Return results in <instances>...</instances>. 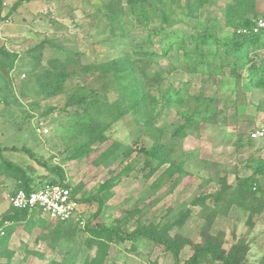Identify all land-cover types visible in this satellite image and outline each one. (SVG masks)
Wrapping results in <instances>:
<instances>
[{"label":"rangeland","instance_id":"1","mask_svg":"<svg viewBox=\"0 0 264 264\" xmlns=\"http://www.w3.org/2000/svg\"><path fill=\"white\" fill-rule=\"evenodd\" d=\"M256 1L262 11L264 0ZM230 2L209 0L194 18L176 16L177 38L207 30L219 39L231 36L235 30L225 25ZM153 11L159 13L145 4L131 9L126 0H0V223L15 213L10 197L21 187L2 157L28 172L33 168L36 182L60 179L43 164L61 168L82 201L85 220L84 226L59 225L33 216L9 224L0 264H84L98 252L88 232L96 226L125 234L165 232L179 245L180 264L208 236L227 250L240 246L245 263L264 264V176L255 175L264 140L251 139L264 127V94L218 68L211 40L201 46L215 64L197 73L183 69V51L175 48L142 63L132 48L146 38L140 13L152 17ZM127 56L157 103L147 100L145 111L132 109L116 121L101 115L96 127L89 124L93 108L80 98L96 93L105 103L122 90L90 67ZM42 68L59 75L57 87L40 89L35 76ZM168 96L172 102L162 99ZM157 144L163 145V164L151 173L145 151ZM13 148L29 149L34 158ZM250 176L257 179L252 193L239 192V183ZM94 197L104 201L99 214ZM107 243L105 264H177L171 251L146 237L111 236Z\"/></svg>","mask_w":264,"mask_h":264},{"label":"trees","instance_id":"2","mask_svg":"<svg viewBox=\"0 0 264 264\" xmlns=\"http://www.w3.org/2000/svg\"><path fill=\"white\" fill-rule=\"evenodd\" d=\"M121 1L122 0H119V3ZM151 1H153L154 4L150 3ZM208 1L209 0H185L184 4L183 0H126L127 5H129L131 9L145 4L155 7L159 12L156 13L153 11L152 17L147 16L143 12L140 13V15L143 16L141 17V22L143 23L142 31L146 33V38L133 46V55L139 56L142 63L144 61L151 64L158 61L160 57L168 56L175 48L176 50L183 51V54L179 57V61L183 69H185L187 73L192 74L197 73L202 65L211 66L215 64L207 61V59L211 57V54L209 51H202L203 49L201 46H208L211 40L216 44V48L218 49V53L216 54V57L219 59L218 68H227L231 77L243 80L245 89H254L264 94V31L258 34L238 33V31L242 29H251L254 20L264 18V9L262 11L259 10L256 0H232V2L227 5L225 25L235 30L231 36L219 39L214 34L210 35L207 30L206 33L191 32L187 36L177 38L180 31L173 28L177 22L175 17L182 14L188 18H194L197 16L200 8L208 3ZM157 3L161 6L158 7ZM249 15L252 17H248ZM219 27L218 25L217 28ZM159 36H163L164 39L158 40L157 38ZM187 39L191 40L192 43L190 45H188ZM164 42H166V44ZM163 43L165 46L162 45ZM122 66H126V68L121 70ZM92 67H95V70L101 71V78L110 80L114 86L122 90L119 91V98L114 100L113 98H108L105 103H99V97L96 93L90 96L85 95L80 98L82 105L88 106V109L89 106L93 108L92 112L89 111V113L95 115H89V118L92 119V122L89 124H94L96 127L98 122L95 123L94 120L101 115L109 116L113 121H116L124 118L132 109L135 113L145 111L147 110V100L154 105L157 103V97L146 91L142 79L138 76L135 71V66H133L128 56L125 59H113L104 63L94 64L90 68ZM42 69H44L43 72L35 76L40 89L44 92L50 90L53 86L57 87L60 83L59 75L51 73L45 68ZM162 99L165 102H172L170 96L163 97ZM184 128L185 127H181L175 134H180L184 131ZM162 147L163 145L157 144L152 146L150 150L145 151V155L149 158L146 162V167L151 168V173L156 172L163 164L161 162ZM12 150L23 151L34 158L32 151L29 149L23 148L18 150L13 148ZM0 156H2V149H0ZM154 162H157V165L153 166L152 164ZM2 163L6 172L20 178L21 187L18 190L22 189L30 192L46 184H63L65 182L64 171L59 167L48 168L43 164L47 169L57 173L60 179L36 182L32 178V174L34 173L33 168H30V172H28V170L7 161L3 157ZM255 175L264 176V160L259 159L257 161ZM254 183H257L256 178L251 176L246 177L239 183L237 190H239V192L246 191L252 193ZM229 188L230 186L228 185L224 187L225 191H228ZM73 194L74 197L82 203L74 188ZM91 200L99 202V214L104 205V201L98 197H94ZM11 209L15 213L6 216L0 223V231H4V235L0 237V245H5L10 238L11 233L5 232V228L9 224H14L17 221H23L35 216L29 214L27 211L17 210L12 207ZM7 222L9 223L8 225H6ZM58 224L65 225L68 223L58 222ZM88 232L93 238L97 239L98 252L94 257L87 258L84 264H105L108 250L107 242L111 240V236H116L120 241L134 240L139 237L152 239L160 245H163L168 251H171L177 259V264H180L178 261L179 245L169 239L165 232L157 233L150 229H140L125 234L118 228L105 226L88 227ZM244 252L245 251L242 250L240 246H233L231 249L227 250L223 247L218 238L208 236L204 244L199 245L193 256L184 264H200L202 262H209L210 264H247L244 260Z\"/></svg>","mask_w":264,"mask_h":264},{"label":"built area","instance_id":"3","mask_svg":"<svg viewBox=\"0 0 264 264\" xmlns=\"http://www.w3.org/2000/svg\"><path fill=\"white\" fill-rule=\"evenodd\" d=\"M263 31L264 18H259L254 20L251 29H242L238 33L258 34ZM251 137L254 140H264V127L255 129ZM10 205L14 209L27 211L50 221L85 225L82 218L83 205L74 197L73 187L66 181L63 184H46L30 192L20 189L10 197ZM8 224L7 222L6 225ZM3 235L4 231L1 230L0 237Z\"/></svg>","mask_w":264,"mask_h":264}]
</instances>
